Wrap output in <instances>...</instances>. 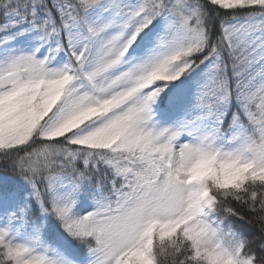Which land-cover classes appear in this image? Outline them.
<instances>
[{
  "label": "snow or ice",
  "instance_id": "6c2138e0",
  "mask_svg": "<svg viewBox=\"0 0 264 264\" xmlns=\"http://www.w3.org/2000/svg\"><path fill=\"white\" fill-rule=\"evenodd\" d=\"M0 264H264V0H0Z\"/></svg>",
  "mask_w": 264,
  "mask_h": 264
},
{
  "label": "trees",
  "instance_id": "16d2710c",
  "mask_svg": "<svg viewBox=\"0 0 264 264\" xmlns=\"http://www.w3.org/2000/svg\"><path fill=\"white\" fill-rule=\"evenodd\" d=\"M246 234L249 236L258 235L259 234L258 226L255 224L246 226Z\"/></svg>",
  "mask_w": 264,
  "mask_h": 264
}]
</instances>
